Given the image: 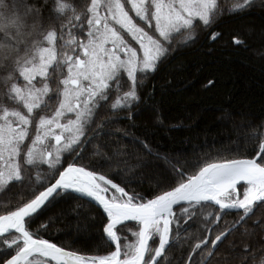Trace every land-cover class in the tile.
<instances>
[{
  "label": "snow or ice",
  "instance_id": "1",
  "mask_svg": "<svg viewBox=\"0 0 264 264\" xmlns=\"http://www.w3.org/2000/svg\"><path fill=\"white\" fill-rule=\"evenodd\" d=\"M257 7L264 0H0V264H194V256L195 264H264V124L244 137L251 156L196 163L154 150L147 136L94 145L113 175L149 174L152 198L68 162L121 114L136 126V110L154 95L144 82L195 43L197 29L218 43L220 19ZM228 42L247 47L238 34ZM89 204L104 217L106 254L40 234L57 223L80 232L93 218ZM257 228L259 240L244 242ZM188 241L186 256L174 254Z\"/></svg>",
  "mask_w": 264,
  "mask_h": 264
},
{
  "label": "trees",
  "instance_id": "2",
  "mask_svg": "<svg viewBox=\"0 0 264 264\" xmlns=\"http://www.w3.org/2000/svg\"><path fill=\"white\" fill-rule=\"evenodd\" d=\"M215 30L223 33L222 41L214 44L197 29L198 40L186 48L172 51L161 68L144 82L145 91L154 95L147 105L136 110L135 127L121 114L114 118V123L97 130L98 139L86 146L81 158L69 157L68 162L76 159L78 164L109 175L127 191L152 198L155 181L150 180L149 174L133 177L125 172L121 176L113 175L114 167L91 154L94 145L101 140L119 139L121 145L127 146L134 137L143 139L147 136L154 150L193 163L251 156L254 145L245 143L244 137L256 126L264 124V57L258 54L264 50V10L257 7L244 15H225L215 25ZM232 34L244 39L247 47H234L229 43ZM208 79L215 81V87L203 86ZM154 109L158 110L160 121L154 118ZM129 179L131 183H127ZM169 186L166 181L163 190ZM86 208L94 219H83L84 227L80 232L57 223L40 234L81 254H106L112 247L102 239L104 217L93 204ZM260 215L262 213L258 212L248 220V227H252L253 220ZM237 218L236 213H232L224 220L231 225ZM196 227L191 225L189 233L200 235ZM256 231L253 239L244 242L259 240V229ZM232 239H241L239 229L232 234ZM190 243H182L180 249L173 250L174 254L186 256ZM196 259L194 256V264Z\"/></svg>",
  "mask_w": 264,
  "mask_h": 264
},
{
  "label": "water",
  "instance_id": "3",
  "mask_svg": "<svg viewBox=\"0 0 264 264\" xmlns=\"http://www.w3.org/2000/svg\"><path fill=\"white\" fill-rule=\"evenodd\" d=\"M86 146H87V144L84 145V149L86 148ZM82 153H83V152H82ZM82 153H81V154H82ZM75 161H76V159L74 160V162H75ZM93 205H94V204H93ZM94 206H95V205H94ZM99 210H100V209H99ZM100 211H101V210H100Z\"/></svg>",
  "mask_w": 264,
  "mask_h": 264
},
{
  "label": "bare ground",
  "instance_id": "4",
  "mask_svg": "<svg viewBox=\"0 0 264 264\" xmlns=\"http://www.w3.org/2000/svg\"><path fill=\"white\" fill-rule=\"evenodd\" d=\"M103 235V234H102Z\"/></svg>",
  "mask_w": 264,
  "mask_h": 264
},
{
  "label": "rangeland",
  "instance_id": "5",
  "mask_svg": "<svg viewBox=\"0 0 264 264\" xmlns=\"http://www.w3.org/2000/svg\"><path fill=\"white\" fill-rule=\"evenodd\" d=\"M139 22V21H138Z\"/></svg>",
  "mask_w": 264,
  "mask_h": 264
}]
</instances>
